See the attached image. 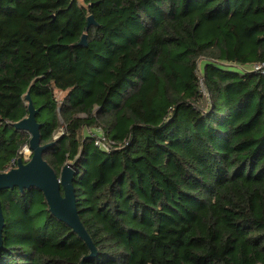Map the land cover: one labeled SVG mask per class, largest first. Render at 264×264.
<instances>
[{"label":"trees","instance_id":"16d2710c","mask_svg":"<svg viewBox=\"0 0 264 264\" xmlns=\"http://www.w3.org/2000/svg\"><path fill=\"white\" fill-rule=\"evenodd\" d=\"M255 63L264 0H0V172L28 145L13 124L29 92L40 144L54 142L42 157L57 175L72 164L96 248L86 257L39 189L14 187L0 264H264V74L242 70Z\"/></svg>","mask_w":264,"mask_h":264},{"label":"water","instance_id":"95a60500","mask_svg":"<svg viewBox=\"0 0 264 264\" xmlns=\"http://www.w3.org/2000/svg\"><path fill=\"white\" fill-rule=\"evenodd\" d=\"M96 24L93 16H87V28ZM87 35L84 33L78 44L87 46ZM27 102V115L15 122L13 126L18 130H25L30 134L28 147L31 150L30 158L23 161L21 157L16 158L14 167L7 171L0 172V190L13 189L17 187L19 191L31 187L39 189L46 200L48 210L51 215L66 223L87 244L90 252L86 257L96 254L90 236L84 228L75 206V195L73 192L74 170L71 163H65L60 169L59 175L43 159V152L51 147L54 142L40 144L39 128L41 124L36 120L38 108H35L29 92L25 95ZM62 189L63 193H61ZM4 227V217L0 202V249L2 247V229Z\"/></svg>","mask_w":264,"mask_h":264},{"label":"built area","instance_id":"2783aa9c","mask_svg":"<svg viewBox=\"0 0 264 264\" xmlns=\"http://www.w3.org/2000/svg\"><path fill=\"white\" fill-rule=\"evenodd\" d=\"M242 70L258 71L261 74H264V63H255L252 64L250 67H246L245 69L243 68ZM87 133L88 135L93 136L94 145L105 153H108L113 149L119 148L118 143L114 142L111 138H109V136L106 135L102 130H93L92 132L90 129H88ZM30 155L31 150L29 149L28 145H23V147L18 152V157H21L24 161H27L30 158ZM16 158L12 160V166L15 165Z\"/></svg>","mask_w":264,"mask_h":264},{"label":"rangeland","instance_id":"374dc122","mask_svg":"<svg viewBox=\"0 0 264 264\" xmlns=\"http://www.w3.org/2000/svg\"><path fill=\"white\" fill-rule=\"evenodd\" d=\"M79 1H81V0H79ZM199 65H201V62L199 63ZM63 94L64 93H57L56 94L57 99H61ZM61 132H62V129L58 130L57 133L55 134V136H58Z\"/></svg>","mask_w":264,"mask_h":264}]
</instances>
